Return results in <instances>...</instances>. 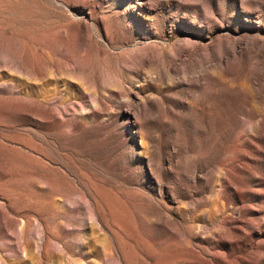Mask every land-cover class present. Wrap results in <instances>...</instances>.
<instances>
[{
	"label": "rangeland",
	"instance_id": "rangeland-1",
	"mask_svg": "<svg viewBox=\"0 0 264 264\" xmlns=\"http://www.w3.org/2000/svg\"><path fill=\"white\" fill-rule=\"evenodd\" d=\"M0 264H264V0H0Z\"/></svg>",
	"mask_w": 264,
	"mask_h": 264
},
{
	"label": "bare ground",
	"instance_id": "bare-ground-1",
	"mask_svg": "<svg viewBox=\"0 0 264 264\" xmlns=\"http://www.w3.org/2000/svg\"><path fill=\"white\" fill-rule=\"evenodd\" d=\"M91 211V210H90Z\"/></svg>",
	"mask_w": 264,
	"mask_h": 264
}]
</instances>
